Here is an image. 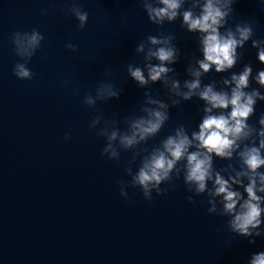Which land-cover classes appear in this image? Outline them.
<instances>
[{
    "label": "water",
    "instance_id": "obj_1",
    "mask_svg": "<svg viewBox=\"0 0 264 264\" xmlns=\"http://www.w3.org/2000/svg\"><path fill=\"white\" fill-rule=\"evenodd\" d=\"M73 2L89 14L84 29L67 12ZM233 9L229 25L255 20L253 39H264V0H235ZM181 23L182 18L152 24L141 0H0V264H248L253 253L264 251V234L250 244L251 238L232 233L230 218L209 214L207 195L187 191L182 174L166 195L153 193L151 202L132 187L125 200L117 181H130L124 168L132 152H121L119 162L109 160L101 155L105 140L97 135L103 121L89 128L102 114L121 121L124 130L125 117L142 114L145 91L166 99L161 83L143 89L127 72L129 63L143 66V53L135 48L149 35L174 36L181 58L170 67L181 84L189 79L188 64L202 58L199 34ZM33 28L44 40L27 65L36 75L22 81L12 72L20 58L11 36ZM238 52L242 58L232 69L212 70L202 83L219 82L245 64L253 76L264 70L251 40ZM101 82L122 92L89 108L83 98L95 95ZM251 88L259 85L252 80ZM203 107L195 97L170 107L160 133L140 147L151 150L180 125L189 134L198 130ZM261 112L264 101L257 102L249 124H257ZM65 133L70 140H64ZM228 163L214 159L217 170Z\"/></svg>",
    "mask_w": 264,
    "mask_h": 264
},
{
    "label": "clouds",
    "instance_id": "obj_2",
    "mask_svg": "<svg viewBox=\"0 0 264 264\" xmlns=\"http://www.w3.org/2000/svg\"><path fill=\"white\" fill-rule=\"evenodd\" d=\"M186 3L188 8H184ZM234 3L235 0H141L152 24L162 26L182 18L181 28L198 33V51L202 58H194V62L188 64L185 71L189 79L181 84L175 68L170 67L181 58L180 49L173 43L174 36H147L135 48L136 53H143V66L129 63L127 72L143 89L161 83L167 90L166 99L145 91L140 106L142 114L125 117L124 130L120 128L121 121L105 120L102 114L90 121L89 128L96 129L103 121L97 135L105 140L101 155L109 160L119 162L121 152H132V159L124 168L130 181H117L119 194L125 200L129 199L127 189L132 187L151 202L153 193L166 195L174 187V178L179 179L182 174L187 191L196 196L207 195L209 214L229 217V230L251 238L249 243L255 244V237L264 234L261 228L264 224V171H261L264 168V112L258 117L259 127L248 121L255 115L257 102L264 101V94L259 90L264 88V70L253 76L252 66L245 64L242 71L222 77L219 82L202 83V78L212 70L221 74L232 69L242 58L238 49H243L250 40L251 47L257 50L258 61L264 64V39H253L256 21L237 23L234 27L228 23ZM67 12L76 19L80 29L86 27L89 14L78 3L73 2ZM43 40V34L36 28L12 33L14 53L22 61L16 62L12 69L17 79L31 81L34 78L36 74L27 65ZM65 47L72 52L78 50L72 43H66ZM252 80L259 88H251ZM121 92L122 89L114 88L111 83L101 82L95 95L88 93L82 102L93 108L97 101L118 99ZM194 97L204 104L198 130L189 134L186 127L180 125L174 134L166 136L151 150L140 147L160 133L170 118V107ZM70 138V133H65L64 140ZM215 158L229 163L217 170ZM137 159L139 166L133 172L132 165ZM162 184L168 187L162 188ZM187 200L196 203L193 196H188ZM248 264H264V251L253 253Z\"/></svg>",
    "mask_w": 264,
    "mask_h": 264
}]
</instances>
